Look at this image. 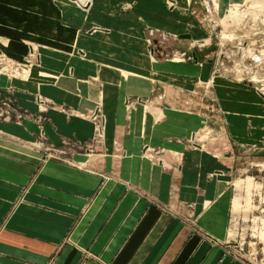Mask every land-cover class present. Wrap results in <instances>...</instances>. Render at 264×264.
<instances>
[{"label": "crops", "instance_id": "0c3cea01", "mask_svg": "<svg viewBox=\"0 0 264 264\" xmlns=\"http://www.w3.org/2000/svg\"><path fill=\"white\" fill-rule=\"evenodd\" d=\"M9 1L20 15L34 16L21 25L40 32L26 36L41 66H33L27 81H13L17 106L32 117L0 122V264H244L228 242L226 162L184 152L172 141L184 130L194 132L197 122H184L185 115L165 104L136 108L128 117L126 94L148 96L152 87L146 84L145 93L101 89L89 79L105 83L113 72L86 71L93 66L74 55L76 48L98 54L121 46L120 40L77 39L73 20L51 0L0 3ZM172 1L170 15L186 7L185 0ZM128 2L136 10L137 0ZM160 7L165 15L163 0ZM152 8L145 0L141 9ZM19 53L23 57L27 48ZM40 72L59 78L45 81ZM35 95L52 104L42 113L44 122L36 116ZM99 103L106 117L100 144L71 151L66 160L42 148L41 134L56 147L62 141L92 144L87 114Z\"/></svg>", "mask_w": 264, "mask_h": 264}, {"label": "rangeland", "instance_id": "374dc122", "mask_svg": "<svg viewBox=\"0 0 264 264\" xmlns=\"http://www.w3.org/2000/svg\"><path fill=\"white\" fill-rule=\"evenodd\" d=\"M51 1L64 18L73 20L77 39L120 40L121 46L104 47L98 54L76 48L74 55L93 66L86 71L113 72L105 83L93 76L89 81L126 93L134 88L145 93L146 84L152 87L148 96L126 94L128 117L136 108L165 104L185 115L184 122H197L194 132L184 130L172 141L184 152L199 150L226 162L232 255L244 264H264V0H185L177 16L170 15L176 9L172 0H163L165 15L159 14L161 0H150L152 11L141 9L145 0H137L134 11L128 0ZM32 17L20 15L10 1L0 3V122L32 117L17 106L13 89V81H27L33 66H41L37 46L26 36L40 32L32 30L35 25H21ZM22 45L27 48L23 57ZM133 76L136 84L128 83ZM39 77L50 82L59 78L55 72H40ZM34 103L36 116L44 122L42 113L52 104L40 95ZM87 118L93 125L92 144L62 141L56 147L41 134L42 148L64 160L71 151L93 149L101 143L106 124L101 103Z\"/></svg>", "mask_w": 264, "mask_h": 264}]
</instances>
